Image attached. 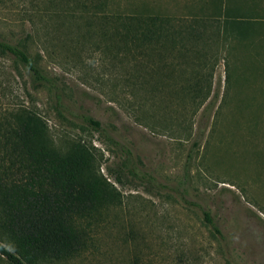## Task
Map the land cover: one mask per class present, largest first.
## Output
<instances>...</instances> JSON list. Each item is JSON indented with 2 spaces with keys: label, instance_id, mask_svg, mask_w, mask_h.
<instances>
[{
  "label": "rangeland",
  "instance_id": "obj_1",
  "mask_svg": "<svg viewBox=\"0 0 264 264\" xmlns=\"http://www.w3.org/2000/svg\"><path fill=\"white\" fill-rule=\"evenodd\" d=\"M200 1L113 0V7L127 12L145 4L186 18ZM32 13L29 0H0V36L14 43L26 38ZM34 20L41 38L30 41L31 55L56 80L72 114L60 115L45 86L13 59L0 56V121L25 109L45 123L46 143L55 150L73 142L94 148L97 168L125 197L122 208L103 213L94 223L84 255L62 264H264V23L231 27L225 32L229 39L216 47L204 45L209 29L202 35L197 45L213 56L205 71L213 76L211 97L199 105L166 91H144L127 74H138V64L111 54L117 52L108 51L97 35L69 41L60 33L47 34L51 26L46 17ZM192 24L184 23L188 31L192 27L202 34L204 27ZM239 34L251 45L238 47ZM154 68L157 79L167 74L163 64ZM214 95L215 106L206 115ZM86 116L100 121L104 131L88 125ZM200 131L204 133L198 138ZM111 138L130 147L139 167L159 187L116 172L122 157ZM203 211L220 232L207 223ZM0 264L9 263L0 257Z\"/></svg>",
  "mask_w": 264,
  "mask_h": 264
},
{
  "label": "trees",
  "instance_id": "obj_2",
  "mask_svg": "<svg viewBox=\"0 0 264 264\" xmlns=\"http://www.w3.org/2000/svg\"><path fill=\"white\" fill-rule=\"evenodd\" d=\"M222 2L204 0L199 12H194L191 18H179L161 14L145 4L122 12L114 9L113 0H29L33 11L30 31L26 38L15 43L0 36V56L13 59L32 74L36 83L45 86L53 94L54 109L60 115L72 114L56 80L42 70L30 52V41L41 38L34 19L46 17L51 26V32L47 31L50 36L56 32L69 41L82 42L95 34L108 51L117 52L111 54L122 55L124 61L133 60L138 64V74H127L138 79L144 91H166L176 99L203 105L211 97L213 76L205 72L213 56L204 48L228 40L230 35L225 32L231 27L264 23L232 18L228 10L224 11ZM185 22L202 25V34L192 27L188 31ZM204 33L208 39L205 47H200L197 42ZM239 35L242 42L237 43L238 47L251 45L246 46V37ZM219 36L225 38L220 40ZM155 64H163L166 69L167 74L160 79L155 77ZM164 78L171 84L161 86L158 80ZM241 78L251 84L246 74ZM231 79L229 74L228 80ZM152 80L157 83L149 85ZM216 97L205 107L206 115L213 110ZM84 121L96 131H104L100 121L88 116ZM203 133L200 131L198 138ZM47 135L45 123L25 109L9 114L5 122L0 121V257L9 264H62L81 258L89 248L94 223H98L103 213L122 208L125 202L115 184L97 168L94 148L73 142L65 149L55 150L46 143ZM110 141L122 157L116 172L120 175L127 172L136 180L159 187L157 179L139 167L130 147L112 138ZM198 141L194 142L196 148ZM192 153L193 150L186 179L191 171ZM109 172L113 174L111 169ZM116 182L121 184V178L117 177ZM186 190L183 187L185 199ZM203 213L207 223L220 232L210 213Z\"/></svg>",
  "mask_w": 264,
  "mask_h": 264
},
{
  "label": "crops",
  "instance_id": "obj_3",
  "mask_svg": "<svg viewBox=\"0 0 264 264\" xmlns=\"http://www.w3.org/2000/svg\"><path fill=\"white\" fill-rule=\"evenodd\" d=\"M204 0L200 1V5L196 10L191 8L188 11V15L191 11L199 12L200 6ZM208 3L211 0H206ZM222 6L224 11L228 10L230 13V17L238 18V19H249L253 21H262L264 22V0H222Z\"/></svg>",
  "mask_w": 264,
  "mask_h": 264
}]
</instances>
